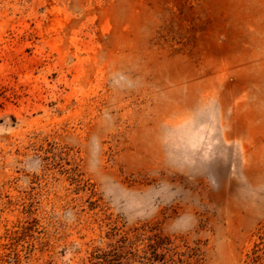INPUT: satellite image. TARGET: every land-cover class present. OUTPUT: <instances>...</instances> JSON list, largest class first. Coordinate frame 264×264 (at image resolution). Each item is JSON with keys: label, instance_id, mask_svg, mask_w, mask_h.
<instances>
[{"label": "rangeland", "instance_id": "obj_1", "mask_svg": "<svg viewBox=\"0 0 264 264\" xmlns=\"http://www.w3.org/2000/svg\"><path fill=\"white\" fill-rule=\"evenodd\" d=\"M0 264H264V0H0Z\"/></svg>", "mask_w": 264, "mask_h": 264}]
</instances>
